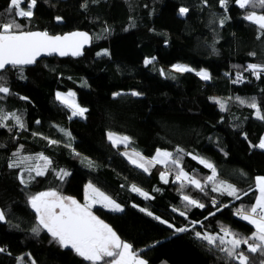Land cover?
Returning <instances> with one entry per match:
<instances>
[{
    "label": "trees",
    "instance_id": "trees-1",
    "mask_svg": "<svg viewBox=\"0 0 264 264\" xmlns=\"http://www.w3.org/2000/svg\"><path fill=\"white\" fill-rule=\"evenodd\" d=\"M8 5L0 0V16L8 14ZM181 7L187 13L181 15ZM250 11L264 14L241 9L235 0L227 9L219 0H36L30 19L16 18L24 31H82L91 43L78 58L42 59L31 68L0 72V85L9 89L0 93V109L23 123L21 128L8 119L0 127V264H89L71 247H56L45 229L34 233L37 215L29 205L45 191L82 202L86 184L122 207H94L92 213L146 264H239L196 232L223 235L226 227L247 238L255 231L236 215L254 204L255 179L264 177V150L257 148L264 135V118L257 114L259 109L264 117V73L257 78L247 70L249 64L264 66V31L244 19ZM183 41L205 47L206 56L188 54ZM176 63L207 70L210 80L167 71ZM56 91L74 93L87 109L82 118L69 117ZM252 100L257 109L247 106ZM109 132L130 143L114 147ZM157 149L179 158L180 169L203 187L184 182L181 190L176 179H161L162 169L174 176L180 170L170 162L145 165L144 171L127 158L139 160L133 155L139 153L150 160ZM24 156L31 158L27 164L9 167ZM40 156L50 162L47 168ZM193 156L213 165V181L207 179L212 169ZM29 165H40L43 174ZM221 184L234 186L239 199L222 188L212 191ZM183 195L204 207L187 205ZM240 250L249 264H264L260 251Z\"/></svg>",
    "mask_w": 264,
    "mask_h": 264
},
{
    "label": "snow or ice",
    "instance_id": "snow-or-ice-1",
    "mask_svg": "<svg viewBox=\"0 0 264 264\" xmlns=\"http://www.w3.org/2000/svg\"><path fill=\"white\" fill-rule=\"evenodd\" d=\"M25 0H9L6 16H0V72L6 71L10 66L13 69L20 68L25 65H30L36 62V58L41 54H51L53 52L58 53L61 56L81 55V48L83 44L89 40V36L83 32H74L64 36H53L47 32H34L22 30V25L17 22L16 18H31L33 15L32 9L35 7L36 0H27V7L22 8L21 4ZM220 6L227 9L229 0H219ZM235 3L241 8H261L264 9V0H235ZM180 14L187 13L188 9L181 7ZM59 19V18H58ZM244 19L258 25L259 29L264 31V14H257L255 11L247 12ZM223 24V20H221ZM151 63V60L146 59L145 64ZM174 70L177 72H190L192 68L187 66H174ZM247 70H251L253 75L259 78L261 73H264V66L249 64ZM201 79H208V73L205 71H199L196 73ZM2 79V77H0ZM242 77L238 74L237 80H241ZM9 89L6 86L0 85V93L7 94ZM138 93L133 92L132 95ZM74 94L69 92L68 97H72ZM57 99L67 106L73 108L72 115L83 116L87 109L81 108L74 103L68 104L67 98L57 93ZM240 103H245V100L237 98ZM221 106V110H224V103L219 100L215 101ZM249 107L257 109V105L254 100L248 103ZM258 118L260 117L259 109H257ZM8 119L15 120L16 124L21 128L23 123L15 113L4 114L0 109V127H3V121ZM108 138L112 142L113 146L118 144H124L127 146L130 143L128 136H119L116 133L109 132ZM55 143V141H52ZM258 147L264 149V139L261 140ZM178 153H182V149H177ZM19 156V153H14ZM138 157L142 163H138L136 160L131 162L135 163L137 167H142L144 171H148V167L145 165L165 164L169 162L177 169H180L179 158H173V154L167 151H161L157 149L156 155L151 160H145L139 153H133ZM30 157H20L17 163L10 164L9 167H18L21 164H27ZM40 160H44V168H47L50 163L45 157H38ZM193 159H198V162L205 167L212 169V176L208 177L209 181H213L216 177V172L213 165L202 158L193 156ZM28 170H35L37 175H42L43 171L40 165H36L33 169L31 165L28 166ZM67 175V173H64ZM161 179L166 180V172L161 173ZM176 181L181 182V190L184 187V182L188 181L197 189H201L203 186L196 179L189 177L182 169L176 173ZM23 183L24 181L21 180ZM256 185L259 190V196L256 197L253 205L247 208L241 207L237 209L236 215L240 219L247 221L254 226L255 231L247 238L241 237L239 234L230 232L226 227H222L221 231L223 235H210L205 232L201 234L196 232L198 239L206 241L209 246L217 248L222 251L231 260H238L239 264H249V258L244 251L240 250L241 245H247V251L255 253L260 251L261 255H264V177L256 178ZM221 188L229 196H234L239 199L237 195V189L228 184H221L220 187L214 186L212 191H220ZM133 191L144 196L146 199L150 198L147 193L141 191L139 188L133 186ZM86 203L81 205L77 200L67 197L59 196L55 191L44 192L38 195H34L30 198L29 203L35 210L37 215L38 227H33L32 231L38 233L39 228L46 229L53 238L57 239L62 247H71L76 254L81 256L85 261L90 264H146V261L141 259L133 250L129 243L123 242L117 234L100 220L91 211L92 204L102 203L104 206H111L113 211H120V206L115 204L108 196L104 195L98 189L92 185H88L86 188ZM187 205L203 208L204 205L198 201L191 199L188 195L181 197ZM57 209L59 211H57ZM174 211L176 209H173ZM141 211H145L141 209ZM152 215L151 212L147 213ZM180 215H185L184 212H180ZM159 219L157 217H154ZM5 219V214L0 211V221ZM161 223L165 221L161 220ZM168 227H172L171 224ZM185 228H180L178 231H186ZM4 249H0V252Z\"/></svg>",
    "mask_w": 264,
    "mask_h": 264
},
{
    "label": "rangeland",
    "instance_id": "rangeland-1",
    "mask_svg": "<svg viewBox=\"0 0 264 264\" xmlns=\"http://www.w3.org/2000/svg\"><path fill=\"white\" fill-rule=\"evenodd\" d=\"M188 43H186V42H184L183 41V48H184V50L188 53V54H191V55H197V56H206V48L205 47H203V46H200V45H198V44H195V43H192V42H189V41H187ZM148 60H151V59H148ZM152 61V60H151ZM176 65H180V66H187V67H190V66H188V65H184V64H180V63H176V64H174V65H172L171 67H169V69L167 68V71H170L171 73H186V72H177V71H175L174 70V66H176ZM190 68H192V67H190ZM193 69V71H190L189 73H193L194 75H196L199 79H201L200 78V76H198L196 73L197 72H199V71H205V72H207L208 73V76H209V78L208 79H201V80H203V81H209L210 80V74H209V72L207 71V70H204V69H201V70H196V69H194V68H192ZM159 72L161 73V75L162 76H166V74L164 73V70L163 69H159ZM69 92H71V93H73L72 91H67V92H62V91H56L55 92V100L56 101H58L60 104H62L67 110H68V112H69V117L72 119V118H82V116H80V115H76V116H73L72 115V112H73V108H71V107H69V106H67V104H65V103H62L60 100H58L57 99V93H60L62 96H65L66 98H67V101H68V104H72V103H74L75 105H78L77 104V102H76V99H75V96L73 95L72 97H68L67 96V94L69 93ZM74 94V93H73ZM79 107H81L80 105H78ZM81 108H83V107H81ZM107 138H108V134H107ZM262 139H264V135L262 136V138H261V140ZM261 140H260V142H261ZM108 141L109 142H111L110 140H109V138H108ZM259 142V143H260ZM112 143V142H111ZM259 145V144H258ZM117 146H125L124 144H118ZM257 148H260V147H258L257 146ZM260 149H262V148H260ZM262 150H264V149H262ZM155 155H156V153H155ZM154 155V156H155ZM128 158V160H129V162L131 163V164H133L134 166H136V164L135 163H133V162H131L132 160H136L138 163H141L139 160H137L136 158H130V157H127ZM159 165H162V166H164L165 164H159ZM137 167V166H136ZM138 168H141V169H143L142 167H138ZM144 170V169H143ZM163 170H166V169H162V171ZM167 171V170H166ZM176 179V178H175ZM88 185H90V184H86L85 186H84V192H83V201L82 202H78V203H80L81 205H83V204H85L86 203V199H85V197H86V188H87V186ZM255 189H256V191L258 192L257 193V197L259 196V190H258V187H257V185H256V187H255ZM45 192H50V191H45ZM42 193H44V192H42ZM40 194V193H39ZM38 195V194H37ZM59 196H62V195H60V194H58ZM105 195V194H104ZM74 199V198H73ZM76 200V199H75ZM30 201V200H29ZM115 203V202H114ZM116 204V203H115ZM29 205L31 206V204L29 203ZM32 207V206H31ZM94 207H101V208H104V209H106V210H108V211H111V212H121L122 211V207L120 206V211H113L112 209H111V206H104L102 203H94V204H92V207H91V211H92V209L94 208ZM33 209V208H32ZM35 211V210H34ZM57 211H59L58 209H57ZM46 230V229H45ZM46 232L48 233V235L50 236V238H51V240H52V242L54 243V245L56 246V247H58V248H63L61 245H60V243L58 242V240L57 239H55V238H53V236L46 230ZM141 258V257H140ZM142 259V258H141ZM89 264H90V262H89Z\"/></svg>",
    "mask_w": 264,
    "mask_h": 264
},
{
    "label": "water",
    "instance_id": "water-1",
    "mask_svg": "<svg viewBox=\"0 0 264 264\" xmlns=\"http://www.w3.org/2000/svg\"><path fill=\"white\" fill-rule=\"evenodd\" d=\"M35 32H43V31H35ZM78 32H82V31H78ZM83 33H86V32H83ZM69 34H70V33H69ZM86 34H88V33H86ZM66 35H68V34H66ZM63 36H64V35H63ZM88 36H89V40H88L86 43H84V44H83V47L81 48V53H82V54H83V52H84L86 49H88L89 46H90L91 38H90V35H89V34H88ZM82 54H81V55H82ZM81 55L73 56V55L69 54V55L61 56V55H59L58 53L53 52V53H51V54H41L40 56H38V57L36 58V62H38V61H40V60H42V59H48V58H78V57H80ZM36 62H35V63H36ZM35 63L30 64V65H25V66H22V67H20V68H21V69L31 68V67L34 66ZM8 68H11V67L9 66ZM8 68H7V69H8Z\"/></svg>",
    "mask_w": 264,
    "mask_h": 264
},
{
    "label": "built area",
    "instance_id": "built-area-1",
    "mask_svg": "<svg viewBox=\"0 0 264 264\" xmlns=\"http://www.w3.org/2000/svg\"><path fill=\"white\" fill-rule=\"evenodd\" d=\"M162 172H166V175L169 177V178H171V179H175L176 178V176H174V175H172V173H170V172H168V171H166V170H163V171H161V173ZM186 183H190V182H188V181H185ZM212 206H215V204H213ZM239 217V216H238ZM240 218V217H239ZM243 248L244 249H247V245H243Z\"/></svg>",
    "mask_w": 264,
    "mask_h": 264
},
{
    "label": "crops",
    "instance_id": "crops-1",
    "mask_svg": "<svg viewBox=\"0 0 264 264\" xmlns=\"http://www.w3.org/2000/svg\"><path fill=\"white\" fill-rule=\"evenodd\" d=\"M151 160V159H150ZM255 181H256V179H255ZM257 192V191H256ZM258 193V192H257ZM247 222V221H246ZM248 223V222H247ZM249 224V223H248ZM251 225V224H250ZM252 226V228H254V226L253 225H251ZM255 230V229H254Z\"/></svg>",
    "mask_w": 264,
    "mask_h": 264
}]
</instances>
